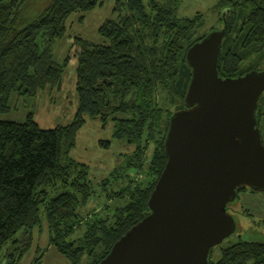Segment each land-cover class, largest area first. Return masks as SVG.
I'll return each mask as SVG.
<instances>
[{"label": "trees", "instance_id": "16d2710c", "mask_svg": "<svg viewBox=\"0 0 264 264\" xmlns=\"http://www.w3.org/2000/svg\"><path fill=\"white\" fill-rule=\"evenodd\" d=\"M181 2L115 0L117 16L98 29L103 41L77 35L60 62L53 46L66 36L69 18L83 13V22L84 13L104 0H0V115L10 111L14 92L34 98L40 90L60 89L72 60L78 99L73 120L53 128L41 127L33 112L24 122L0 118V264L20 262L32 246V229L44 217L50 232L47 246L68 264H100L149 214L150 196L168 160L171 118L188 107L192 68L187 53L206 36L196 34L203 14L179 16ZM226 8L232 27L221 45L220 75L263 70L264 0H218L222 20ZM253 52L263 59L257 66H245ZM86 116L100 118L104 126L112 120L114 138L133 147L125 163L97 185L89 166L70 157ZM255 116L264 145V92ZM100 142L110 146L109 140ZM248 188L254 191L239 186L238 195ZM99 191L106 204L83 221ZM78 230L83 234L76 237ZM41 256L31 264H38ZM214 264H264V242L229 244Z\"/></svg>", "mask_w": 264, "mask_h": 264}, {"label": "water", "instance_id": "95a60500", "mask_svg": "<svg viewBox=\"0 0 264 264\" xmlns=\"http://www.w3.org/2000/svg\"><path fill=\"white\" fill-rule=\"evenodd\" d=\"M224 14L223 29L188 50V107L171 118L168 160L150 196V212L100 264H210L211 249L235 229L228 203L237 188L264 192V145L255 116L264 69L220 75L221 45L232 27L231 15Z\"/></svg>", "mask_w": 264, "mask_h": 264}, {"label": "rangeland", "instance_id": "374dc122", "mask_svg": "<svg viewBox=\"0 0 264 264\" xmlns=\"http://www.w3.org/2000/svg\"><path fill=\"white\" fill-rule=\"evenodd\" d=\"M218 0H182L178 10L179 16H192L202 13L203 25L197 30V35L209 34L212 28L221 30L224 27V12L230 16V10H223V20L219 18L216 10ZM115 0H104L102 6L84 13L83 22L79 18L83 13L73 14L67 21V34L63 40L53 46L56 60L62 61L75 36L80 35L91 41L102 42L99 35L100 25L111 17H116L113 13ZM250 56V59L243 62L245 66H257L263 56L257 54ZM262 68V66H261ZM63 85L60 89L40 90L38 95L32 98L26 94L14 92L10 99L9 112L1 114L0 118L16 122H24L29 112H33L35 119L43 128H53L58 125L70 123L76 113L78 106L76 92V61L69 62L63 76ZM173 108V107H172ZM114 123L112 120L104 126L100 118L86 116L85 124L77 133L76 145L70 152V157L89 166L90 179L97 185L104 178L121 164L125 163L126 155L132 151L133 147L125 141L114 138ZM101 140H109L110 146L105 147ZM140 177V176H139ZM141 178V177H140ZM117 187V186H116ZM99 196L90 202L88 211L83 212V221H87L100 212L105 202V196L101 191ZM92 207V208H91ZM229 212L233 216L235 229L230 237L217 245L212 254V264L220 258V251L223 247L240 240L264 242V192H251L248 188L228 203ZM96 208L94 211L92 209ZM92 211V212H90ZM89 212V213H88ZM49 228L44 217L43 223L36 225L32 229V246L24 254L18 264H31L34 258L42 253L43 257L38 264H68L66 257L62 256L54 247H48ZM83 230H78L77 236H81ZM40 249V250H39Z\"/></svg>", "mask_w": 264, "mask_h": 264}, {"label": "crops", "instance_id": "0c3cea01", "mask_svg": "<svg viewBox=\"0 0 264 264\" xmlns=\"http://www.w3.org/2000/svg\"><path fill=\"white\" fill-rule=\"evenodd\" d=\"M251 192H256V191H251Z\"/></svg>", "mask_w": 264, "mask_h": 264}]
</instances>
